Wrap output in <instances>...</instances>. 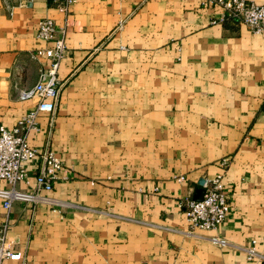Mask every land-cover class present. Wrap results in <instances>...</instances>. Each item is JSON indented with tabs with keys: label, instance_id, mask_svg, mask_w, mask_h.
Here are the masks:
<instances>
[{
	"label": "crops",
	"instance_id": "obj_1",
	"mask_svg": "<svg viewBox=\"0 0 264 264\" xmlns=\"http://www.w3.org/2000/svg\"><path fill=\"white\" fill-rule=\"evenodd\" d=\"M221 14L205 0H77L67 15L52 0H0V127L38 102L17 98L48 65L30 58L52 46L38 22L63 29L67 49L55 113L27 141L68 179L38 203L0 199V233L27 264H264L242 251L255 241L264 258V32L213 24ZM40 165L27 162L19 191H34ZM218 175L226 220L185 235L179 204Z\"/></svg>",
	"mask_w": 264,
	"mask_h": 264
},
{
	"label": "built area",
	"instance_id": "obj_2",
	"mask_svg": "<svg viewBox=\"0 0 264 264\" xmlns=\"http://www.w3.org/2000/svg\"><path fill=\"white\" fill-rule=\"evenodd\" d=\"M56 7L65 15L77 0H52ZM210 5L218 6L222 10L219 19L212 23L231 22L245 26L252 34L259 35L264 32V3L256 4L250 0H205ZM10 15L12 8L7 7ZM64 30H58L54 21L50 18L42 19L37 24V37L45 42L52 43L51 47L36 49L30 53L32 60L44 58L48 65L41 68L35 85L31 88L20 89L17 98L25 101L37 98V104L33 110L22 116L11 129L0 127V183H6L9 188L0 190V199L3 207L9 211L15 201L33 202L40 201L41 189L50 191L55 180H67L69 170L64 166L50 149L43 151L30 146L27 141L31 132L38 130L37 117L41 113L54 115L60 85L57 73L60 63L65 58L67 49L65 45ZM39 158L41 165L36 177L35 189L32 193H23L17 186L20 183L28 184L26 164ZM222 175L206 181L204 194L200 201L185 199L179 204V208L189 225L185 235L191 236L195 229L202 231H218L226 220L230 211V205L224 191ZM179 177L178 181H183ZM157 190V189H155ZM59 208H78L76 205L58 203ZM83 211H90L81 208ZM61 210H58L60 213ZM210 243L220 248L229 247V243L220 237H213ZM255 241L248 247H244L248 261H263L264 258L254 247ZM11 260L20 264H27L22 253L14 252L13 244L8 241L3 232L0 233V264L3 260Z\"/></svg>",
	"mask_w": 264,
	"mask_h": 264
},
{
	"label": "water",
	"instance_id": "obj_3",
	"mask_svg": "<svg viewBox=\"0 0 264 264\" xmlns=\"http://www.w3.org/2000/svg\"><path fill=\"white\" fill-rule=\"evenodd\" d=\"M204 184H205L204 181H200L199 182V186L201 188L195 191V195H194V199L193 200L200 201L202 199V196L204 194V189H203Z\"/></svg>",
	"mask_w": 264,
	"mask_h": 264
}]
</instances>
